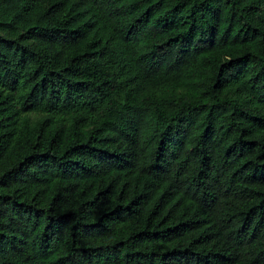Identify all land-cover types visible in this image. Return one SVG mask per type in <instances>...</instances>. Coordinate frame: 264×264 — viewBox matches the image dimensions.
Segmentation results:
<instances>
[{"label":"trees","instance_id":"1","mask_svg":"<svg viewBox=\"0 0 264 264\" xmlns=\"http://www.w3.org/2000/svg\"><path fill=\"white\" fill-rule=\"evenodd\" d=\"M0 264H264V0H0Z\"/></svg>","mask_w":264,"mask_h":264}]
</instances>
